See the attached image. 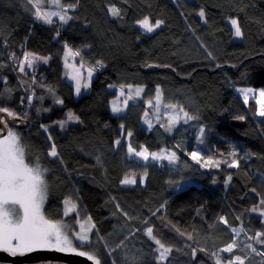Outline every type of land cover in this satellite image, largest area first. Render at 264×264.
I'll list each match as a JSON object with an SVG mask.
<instances>
[{
    "label": "trees",
    "instance_id": "obj_1",
    "mask_svg": "<svg viewBox=\"0 0 264 264\" xmlns=\"http://www.w3.org/2000/svg\"><path fill=\"white\" fill-rule=\"evenodd\" d=\"M61 3L75 5L67 11L72 19L62 23L53 16L47 24L36 19L28 0H0V108L26 125L10 128L24 147L25 162L47 170L46 218L64 220L63 203L73 199L94 225L85 246L101 264H215L217 257L228 264L235 255L244 264H264L258 254L264 246L253 241L257 252L246 247L248 237L264 231V218L251 215L264 199V117L256 115L264 90V0ZM39 4L41 12L58 10L50 0ZM113 6L121 10L119 17L109 12ZM145 17L162 24L143 32L137 23ZM232 18L242 30L238 40L227 22ZM68 49L94 73L78 96L63 77ZM25 53L47 62L37 59L21 71ZM137 87L144 91L138 98L132 93ZM242 88L254 90L247 104ZM157 89L165 104L182 108L203 127L200 163L189 156L191 120L173 137L142 126ZM122 90L133 100L114 114L109 104ZM241 116L245 126L232 127L231 120ZM53 145L56 157L49 155ZM129 145L148 152L175 147L183 169L171 174L175 170L165 165L130 159ZM208 158L219 161L218 168L203 166ZM233 160L238 167H228ZM126 177L136 179L135 185L123 186ZM183 181L192 184L180 189ZM121 209L138 215L128 219ZM238 226L245 230L235 235ZM148 227L172 249L164 261L149 257L157 245L146 235ZM116 230L121 239L106 246L103 240ZM233 240L238 246L222 252ZM131 244L145 253L138 262Z\"/></svg>",
    "mask_w": 264,
    "mask_h": 264
},
{
    "label": "snow or ice",
    "instance_id": "obj_2",
    "mask_svg": "<svg viewBox=\"0 0 264 264\" xmlns=\"http://www.w3.org/2000/svg\"><path fill=\"white\" fill-rule=\"evenodd\" d=\"M28 2L36 9V19L42 20L47 24L53 22V16H57L62 23H67L68 20L72 19V17L67 15V11L75 7V5L64 6L61 0H50V6L58 10L41 12L39 10V0H36L35 4L32 3V0H28ZM109 12L115 17L121 15V10L114 6L109 8ZM198 14L201 18L205 16L203 10ZM138 24L142 29L150 33L159 28L162 21L157 20L155 23H152L149 18L145 17L138 21ZM230 24L235 30V36L241 37L242 30L238 19H230ZM73 55H79V53H73ZM37 59H39V57H35L31 53H25L24 61L21 64V71H24L25 64L29 68L32 67L33 62ZM46 62L45 60V63ZM88 75L91 77V71H89ZM74 79H76V92L79 94L81 83L79 78L74 77ZM87 86V84L84 85L85 88ZM135 91L138 97L143 89L137 88ZM239 91L243 94L244 102L247 104L249 94L253 93L254 90L252 88H242L239 89ZM121 94L123 95V90ZM258 96L259 98L256 99V104L258 105L256 115L264 117V90L260 91ZM129 99H132V97L128 96L123 101L125 106H127ZM160 102V90L157 89L156 102L154 105L157 114L159 113ZM148 104L150 107L153 106L152 101H148ZM165 107L172 109L173 112L168 116L167 124L162 126L165 127L166 131L171 132L172 128L179 122L181 117L175 111L176 105L167 104ZM122 110L123 109L118 107L114 101L112 111L114 113H119ZM179 111L183 112L185 123H187L188 120L196 119V117L190 116L187 112H184L182 108ZM0 112H7V109L0 108ZM8 115L14 116L15 114L8 112ZM147 116L148 113H145V117ZM68 119H75V117L69 113ZM238 119L243 120L244 117L241 116L238 117ZM145 123L151 128L152 124L150 120L146 119ZM121 128H123V125H121ZM45 131H47V129H45ZM203 133L204 129L201 128L199 143H203ZM127 135L131 136L132 133L129 132ZM119 143L120 141L117 140L116 144ZM128 153L144 161L151 158L152 160H167L169 164H172L178 159L175 152L166 153V151L161 150L160 152L149 153L146 148L137 151L131 145L128 146ZM49 155L52 157L57 156L55 145L52 146ZM233 155H235V153H233ZM189 156L196 163L201 162V156L198 152L193 151L189 153ZM219 163V161L208 158L204 161L203 166L215 165L218 167ZM238 166L236 160L228 164V167ZM46 171V169L40 166L39 162L31 166L25 162V150L16 133L8 131L6 138L0 139V251L8 253L12 257H23L26 254L38 250L64 252L85 256L89 261H92V264H101L95 253L77 251L79 246L87 245L91 242L89 233L92 231V228H94V225L86 226V224L82 223L80 225V232L73 234L69 230L67 224L63 222H53L51 219L46 218L43 212V205L48 195V184L45 179ZM230 179L231 177H229V180ZM122 183L134 184L136 181L126 177ZM64 204V215H68L70 211H74L76 208V205L72 204L69 200H65ZM260 205L264 206V199L260 201ZM251 211L258 212L261 217H264V207L253 208ZM220 219L222 223L227 225V220L223 217ZM232 231L233 233H237L236 228H233ZM239 231H243V229ZM146 235L158 245L157 251L159 252V260L164 261L172 251L171 247L166 246L160 239H157L151 227L147 228ZM248 239L254 241L256 244L264 246V231H258L253 236L248 237ZM74 241L79 243L75 244ZM237 246V241L233 240L225 248L221 249V251L231 253L233 248ZM246 247L253 252H257V249L253 247L251 243L247 244ZM258 254L264 256V252H258ZM212 255L215 256L216 254L213 253ZM215 264H221L220 257L216 258ZM228 264H244V261L239 255H235L234 257H229Z\"/></svg>",
    "mask_w": 264,
    "mask_h": 264
},
{
    "label": "rangeland",
    "instance_id": "obj_3",
    "mask_svg": "<svg viewBox=\"0 0 264 264\" xmlns=\"http://www.w3.org/2000/svg\"><path fill=\"white\" fill-rule=\"evenodd\" d=\"M45 12H46V10H45ZM55 19L56 20H59V18L57 16L55 17ZM227 22H228V24H229V26H230V28L232 30L233 38L234 39H237V40L240 39V37H236L235 36V30L232 28V26L230 24V20L227 21ZM137 26L140 29H142L139 26L138 23H137ZM142 31L143 32H146L144 29H142ZM146 33H149V32H146ZM73 53H75V52H73L72 50L69 51V49L65 53V56H64V59H63V66H64V74H63V77L69 82V84H71L73 86L74 91H75V95L78 96L82 92H84V91H86L88 89V86H87V88L85 90H83V89L81 90V88H82V86H83V84L85 82L88 85V83H89L91 77H93L94 73L92 72V70H90L89 68H87V66L78 58L77 55H73ZM39 61H40V63L41 62L42 63L45 62V60L42 59V58H39ZM14 68H17V66L14 67ZM89 71H91V77H89V75H88ZM74 77L79 78L80 83H81V88H80L79 94H77V92H76V79H74ZM137 88H141V87H137ZM137 88H134V91H132V93L135 96H136V91L135 90ZM141 89H143V88H141ZM143 92L144 91H142L140 93V96H138V97H141L143 95ZM126 98H127V96L121 95L120 93L117 94V97L114 100L110 101V104L109 105H110L111 112L114 113L112 111V108H113V102L115 101L116 104H117V106L123 109L121 112H119V113H122L124 111L125 107H126L124 105V103H123V101ZM131 100H133V99H129L128 100L127 105L131 102ZM155 102H156V98L154 100H152V104H153L152 107H150L149 104L146 106V112L145 113H148V116L145 117V114H144V116L142 118V126L146 130H150L152 127H158L159 129H163V130L166 131L165 127H163L162 125H166L167 124L168 116L172 114L173 110L165 107V105H167V104H165L163 102V99L161 97L159 113L157 114V110H156V108L154 106L155 105ZM175 111L181 117V119L172 128V131L171 132L166 131V132L169 133L170 136H172V134L175 133L177 129H179L180 127H183L188 122H190V120H188L187 123L184 122L183 112H180L177 108H176ZM69 113H70L69 111L66 112V116L67 117L69 116ZM119 113H114V114H119ZM146 119H148V120L151 121V124H152L151 128H149L148 124L145 123V120ZM191 121H192L193 124H191L190 126L186 127L189 130H194L193 134L189 138V144H191V146H192V151L191 152L196 151V152H198L200 154L201 151H202V149H203V147L205 146L204 145V142L203 143H199L200 129L203 128V127H199V126L196 127L195 120L192 119ZM10 128H13V127H9V130L8 131H12V132L16 133V131L14 129H11L10 130ZM6 136H4L3 138H0V139H4V138H6ZM177 145L181 148V146H180V144L178 142H177ZM161 150L166 151V153L175 152L177 154V152H178V150L175 147H174V149H161ZM161 150H159L157 152H160ZM149 153H152V152H149ZM127 155H128V158H130V159H134V160H137L139 162H143L144 161V160H142L141 158H139L137 156L130 155L129 153ZM148 160L153 161V162H155V163H157L159 165H165L166 167H169V168H172L173 170H175L171 174H179L182 171V169H183V166L178 164V160L175 163H172V164H169L167 160H152L151 158H149ZM216 168H218V167L214 165V170ZM129 179H134V178H129ZM134 180L137 181L136 179H134ZM138 181L141 182V183H143L144 182V179L143 178H140ZM122 184H123V186H127V187H132V186L135 185V183L134 184H124V183H122ZM190 184H192V181H183L180 184V187L179 188L182 189V188H184V187H186V186H188ZM69 201L72 204H75L76 205V208H75L74 211H70L68 213V215H65L64 220H61L60 222H63L65 224H67L69 226V230L71 231V233L75 234L77 232H80V230H81L80 229V225L82 223L86 224V226H91L92 223H91V221H89L87 215L82 210V208H79L78 205H77V203L73 199H70ZM43 207H44V205H43ZM262 207H264V206H262ZM121 210L124 213L125 217H127L128 219H132L133 217H135V216L138 215L137 212L136 213H128V212H125L123 209H121ZM64 212H65V204L63 203V213ZM251 215H254V216H257V217H260V218H264V217H261L258 212H254ZM250 227H248V228H250ZM236 229H237V233H234L235 235L242 234L243 231H239L240 229L245 230V228L243 226H238ZM245 234H247V230L245 231ZM120 236H121V234L116 230V231H114L112 233V235L110 237H108L107 239L103 240V242H104V244L106 246H109V245L113 244L114 242L118 241L119 239H121ZM151 241H153V240H151ZM249 241H250V243L252 245L254 244L253 241H251V240H249ZM74 243L75 244H78L79 242L74 241ZM255 245L257 246L256 243H255ZM135 247L136 246H134V245L131 244L130 247H129V249L131 251V254L133 256V259H135V261L138 262L141 259H143V257H145V253H144V251H139V249L136 250ZM253 247H254V245H253ZM106 248L108 249L109 247H106ZM157 248H158V245H157L154 253H150V256L149 257H153V258L156 259V261L157 260L160 261L159 260V252L157 251ZM77 251H85L86 253H95L93 251H90L85 245L79 246L77 248ZM95 255H96V253H95ZM96 257H98V256L96 255ZM126 257L128 259V256H126ZM41 264H61V263L43 262Z\"/></svg>",
    "mask_w": 264,
    "mask_h": 264
},
{
    "label": "water",
    "instance_id": "obj_4",
    "mask_svg": "<svg viewBox=\"0 0 264 264\" xmlns=\"http://www.w3.org/2000/svg\"><path fill=\"white\" fill-rule=\"evenodd\" d=\"M230 125L234 128L242 129L245 126L244 120L233 119ZM9 127L15 129L25 128L23 119L19 117H11L7 112H0V138L7 135ZM42 260L59 261L66 264H92L85 256H78L71 253H63L48 250H38L25 256L12 257L8 253L0 251V262H10L12 264H30Z\"/></svg>",
    "mask_w": 264,
    "mask_h": 264
},
{
    "label": "flooded vegetation",
    "instance_id": "obj_5",
    "mask_svg": "<svg viewBox=\"0 0 264 264\" xmlns=\"http://www.w3.org/2000/svg\"><path fill=\"white\" fill-rule=\"evenodd\" d=\"M43 262H52V263H61V264H66V263H63V262H59V261H48V260H42V261H38V262H33V263H30V264H41ZM1 264H12L10 262H0Z\"/></svg>",
    "mask_w": 264,
    "mask_h": 264
},
{
    "label": "built area",
    "instance_id": "obj_6",
    "mask_svg": "<svg viewBox=\"0 0 264 264\" xmlns=\"http://www.w3.org/2000/svg\"><path fill=\"white\" fill-rule=\"evenodd\" d=\"M25 55V54H24ZM24 55H23V57H22V59H21V63H23V61H24ZM26 65V64H25ZM13 66L14 67H16V66H18V63L16 62V61H13ZM30 97H32V95H30Z\"/></svg>",
    "mask_w": 264,
    "mask_h": 264
},
{
    "label": "crops",
    "instance_id": "obj_7",
    "mask_svg": "<svg viewBox=\"0 0 264 264\" xmlns=\"http://www.w3.org/2000/svg\"><path fill=\"white\" fill-rule=\"evenodd\" d=\"M85 84H87V83L85 82V83L83 84L81 90H82V89L85 90V89L87 88V87H86V88L84 87Z\"/></svg>",
    "mask_w": 264,
    "mask_h": 264
}]
</instances>
